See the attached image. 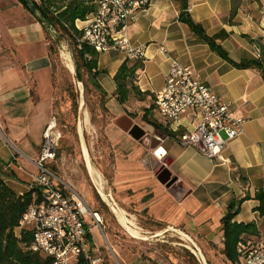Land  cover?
Masks as SVG:
<instances>
[{
	"label": "crops",
	"instance_id": "crops-1",
	"mask_svg": "<svg viewBox=\"0 0 264 264\" xmlns=\"http://www.w3.org/2000/svg\"><path fill=\"white\" fill-rule=\"evenodd\" d=\"M232 8L235 12L230 17ZM183 12L226 52L229 61L239 64L264 59V0H150L127 27L131 45L145 49L143 59L136 61L142 65L135 82L141 92L153 97L163 88L174 58L193 69L214 94L232 104L235 114L245 120L244 133L227 143V162L220 164L174 140L192 130L198 120L195 112L189 111L176 122L168 121L158 115L152 99L151 105L144 102L140 123L120 105L121 112L108 118L100 141L107 153L100 159L105 160L99 167L101 173L98 171L102 190L93 180L99 205L91 211L100 216L102 223L97 226L91 219L87 222L90 247L108 264H183L182 249L172 251L168 246L191 250L181 244L190 245L185 237L210 259L213 251L221 254V220L230 209L235 214L234 222H254L259 239L264 235V217L254 211V196L264 185L261 71L255 67L236 68L222 59L180 21ZM80 24L76 20L75 25ZM160 47L166 52L162 53ZM118 56L120 63L109 74L112 86L97 81L106 99H114L113 77L126 61ZM57 70L43 27L18 0H0V179L19 195L28 192L30 175L36 174L33 161L40 151L42 133L54 115L56 97L60 95ZM145 75L149 86L160 79L150 91L141 82ZM124 115L133 126L150 135L152 148L143 147L114 125ZM108 196L115 210L103 202ZM102 204L112 212L111 220L105 216ZM126 227L130 232L131 227L136 228L137 235L148 237V241L131 238ZM133 242L156 244L143 249Z\"/></svg>",
	"mask_w": 264,
	"mask_h": 264
},
{
	"label": "built area",
	"instance_id": "built-area-1",
	"mask_svg": "<svg viewBox=\"0 0 264 264\" xmlns=\"http://www.w3.org/2000/svg\"><path fill=\"white\" fill-rule=\"evenodd\" d=\"M149 3L150 0H96L95 12L81 21L85 25H75L81 33L74 36L78 48L85 45L98 55L119 54L128 62L141 61L145 49L131 45L127 27ZM159 50L166 52L164 47ZM153 105L161 118L173 122L189 111L195 112L198 120L192 130L174 140L220 164L227 162V143L244 133L245 120L235 114L232 104L214 94L193 69L174 58L170 60L163 88L153 96ZM58 142L56 121L52 118L42 133L40 151L33 161L36 174L30 175L27 184L28 192L39 195L40 200L28 206L18 229L31 231L30 251L50 258L52 264H77L79 259L86 264H108L102 254L92 250L88 240L86 216L97 226L102 223L100 216L51 167ZM103 202L112 205L108 197ZM236 255L232 264H264V242L259 238L242 240L236 246Z\"/></svg>",
	"mask_w": 264,
	"mask_h": 264
},
{
	"label": "trees",
	"instance_id": "trees-1",
	"mask_svg": "<svg viewBox=\"0 0 264 264\" xmlns=\"http://www.w3.org/2000/svg\"><path fill=\"white\" fill-rule=\"evenodd\" d=\"M27 10L24 3L18 0ZM35 4L40 14L53 27L57 34V40L53 41L49 35V50L52 54L60 39L68 43L73 59L75 60L80 72L83 71L90 75V80L93 87L99 91L101 88L96 80L98 57L99 55L85 45L78 48L74 36H80V32L75 28L76 20L84 21L86 17L96 10L95 0H30ZM184 1V0H183ZM235 9L230 11V17L234 15ZM180 21L188 25L192 33L205 41L209 48L218 54L222 59L227 60L236 68L255 67L261 71L264 80V59L252 62L233 63L228 60L226 52L216 45L204 32L202 27L196 25L189 18L186 12H183ZM142 68L141 63L134 62L129 64L124 61L118 68L113 77L115 84V93L113 97L120 105H123L131 92L138 96L141 101L145 97L152 100L153 97L149 92H141L135 84V73ZM104 94L103 91H100ZM149 109H152L150 107ZM147 110H145L146 118ZM52 167V166H51ZM53 169V168H52ZM264 184V179H263ZM254 199L257 201V206L254 208L260 216L264 217V185L258 191ZM39 195H34L33 192H26L21 195L10 189L0 179V264H52L50 258H44L37 253L30 251L32 244V233L28 230H19L18 223L26 212L28 206L36 201L39 202ZM235 214L230 211L222 218L221 227L223 232V243L221 255L224 259L232 264L236 259V246L238 242L246 239L259 238V231L254 222L237 223L233 221ZM182 263L184 264H199L194 255L188 250H183ZM77 264H86L82 259H79Z\"/></svg>",
	"mask_w": 264,
	"mask_h": 264
},
{
	"label": "rangeland",
	"instance_id": "rangeland-1",
	"mask_svg": "<svg viewBox=\"0 0 264 264\" xmlns=\"http://www.w3.org/2000/svg\"><path fill=\"white\" fill-rule=\"evenodd\" d=\"M84 25V23L80 24L79 28L83 27ZM70 52L71 49L67 46V43L63 39H60L53 53V57L56 60L58 68L56 83L60 91V95H57L56 97L53 115V118L56 121L59 142L55 163L52 164V168L55 174L61 180L72 186L77 194L82 197L84 201L86 200V203L91 210H96L99 205V200L97 199L95 191L96 186H94L95 184L93 182V178H91L92 173L91 176L88 175L82 159L76 130L77 117L80 114L91 169L97 173H101L99 167L103 166L102 164L105 160L100 159L101 157L103 158L107 156V153L104 151L105 149L100 145V141H102V135L104 134L103 128L106 125V122H108V118L114 117V115L120 113L121 110H119L120 104L115 98L106 99V94L100 92L102 91L101 88H99V91L96 87H93L90 80V75H92V73L88 75L81 71L80 73L84 84L85 105L80 112L78 111V91L75 84L74 72L72 71V68L71 70L68 69L69 67L63 58V54L68 53L70 59ZM118 55L111 53L103 54L100 56L101 59L98 58V60H100V64L98 66L99 70H97V81L98 79L103 80L106 87L112 86V81L109 77V74L112 73L120 63V57ZM102 59L106 60L107 62L103 63ZM128 63L131 64L130 62ZM154 71L156 72L157 69L154 68ZM135 76L136 80L138 77L137 72L135 73ZM141 82L142 85H144V88L150 91L153 89V87H155L156 83L160 82V79H155L152 81V85L149 86V84H147V76L145 75L142 76ZM143 99L144 100L141 101L138 96L131 92L127 98V101L122 105V111L129 113L132 117H137L138 122L141 123L142 111L143 107L145 106L144 102H146V105H151V100H149L148 97ZM102 210L107 219L111 220L109 215H111L112 212H110L106 206L104 207L103 204ZM89 220L90 218L86 216V221L88 222ZM261 232H264L263 229ZM106 236L108 240L111 241L108 232ZM100 237L103 245L107 248L105 239H103L101 235ZM124 238L127 240V243L130 244V240L127 239L126 236ZM261 238V240L264 242V235H262ZM155 244L156 243L152 242L150 245H144L143 243L133 242V245L139 248L144 247L143 249L152 248L155 246ZM181 244L190 247V249L193 251V248L190 245L183 242H181ZM111 245L116 248L112 241ZM171 247L172 246H168V248L172 249V251L178 248L182 249L181 253L184 255V249L182 247H178L177 245H175L174 248ZM191 250L188 251L190 252ZM107 253L110 258H113L112 252H110V250H108ZM194 257L198 262L197 257ZM209 258L210 259L205 257L208 264H230L221 254L215 253L214 251L210 254ZM184 259H186V256L183 258V261ZM186 261H188V259H186Z\"/></svg>",
	"mask_w": 264,
	"mask_h": 264
},
{
	"label": "water",
	"instance_id": "water-1",
	"mask_svg": "<svg viewBox=\"0 0 264 264\" xmlns=\"http://www.w3.org/2000/svg\"><path fill=\"white\" fill-rule=\"evenodd\" d=\"M20 1L26 5V7L28 8L31 15L43 27V29L45 30L47 35H49V37L53 41H56L57 40L56 32L54 31L52 25L47 20H45L43 18V16L40 14L39 10L35 6V4L32 3L30 0H20ZM67 46L69 47L68 43H67ZM69 55H70V60L72 63V71L74 72V76H75V84H76L77 91H78V111L80 112L85 105L84 84H83V80H82L80 70H79L75 60L73 59L72 53L70 52ZM114 125L118 126L119 128H122L123 131L128 132L130 135H132L134 137V139L139 141L140 145H142L143 147L152 148V142L154 140L151 139L150 135L145 134V132L142 131L141 129H139L137 126H133L132 122L125 115L117 118L114 121ZM76 130H77V135H78L82 159H83V162L85 164V169H86L88 175L91 176V171H90L91 166H90L88 151H87V147H86V143H85V138H84L80 114L77 117ZM168 178H167V180H168ZM101 197H103V196L101 195ZM108 198H110V197L108 196ZM110 201L112 204L111 206H109L110 209L115 210L116 207L114 206V202L112 201L111 198H110ZM125 230L128 233V235H130V237L133 239H137L140 241H148V237L134 235L129 231V229L127 227ZM185 238H186V241L193 248V251H191V253L197 257L198 262L200 264H208L206 259H205V256L203 255L202 251L200 250V248L190 238H188V237H185Z\"/></svg>",
	"mask_w": 264,
	"mask_h": 264
},
{
	"label": "bare ground",
	"instance_id": "bare-ground-1",
	"mask_svg": "<svg viewBox=\"0 0 264 264\" xmlns=\"http://www.w3.org/2000/svg\"><path fill=\"white\" fill-rule=\"evenodd\" d=\"M63 58H64V61H66V64L68 65V69H70L71 70V68H72V65H71V62H70V59H69V56H68V53L66 54V53H64L63 54ZM90 171H91V173H92V178H93V180H94V182L96 183V185H97V187L99 188V189H101L102 190V183H101V177H100V174L99 173H97V172H95L93 169H91V167H90ZM95 186V185H94ZM117 215V214H116ZM117 219H118V221L121 223V224H123L124 223V220L122 219V217H119V214H118V217H117ZM126 224V223H125ZM130 230H131V232H132V234H138V231L136 230V228H130Z\"/></svg>",
	"mask_w": 264,
	"mask_h": 264
}]
</instances>
